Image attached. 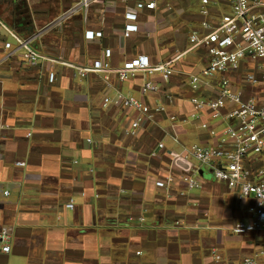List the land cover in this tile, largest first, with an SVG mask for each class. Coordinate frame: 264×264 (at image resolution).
I'll use <instances>...</instances> for the list:
<instances>
[{"label":"crops","instance_id":"1","mask_svg":"<svg viewBox=\"0 0 264 264\" xmlns=\"http://www.w3.org/2000/svg\"><path fill=\"white\" fill-rule=\"evenodd\" d=\"M80 1L26 0V7L0 8V22L41 57L30 66L10 33L0 31V44L10 43L0 48V229L11 233L8 253L0 244V264H214L211 249L230 264L246 258L264 264V232H232L250 220L252 197L239 200L204 168L196 175L201 188L187 190L167 154L215 147L210 131L229 125L223 117L230 106L218 120L206 109L191 117L190 100L216 98L221 77L202 76L209 58L204 48H191L189 36L205 34L203 24L217 25L231 6L208 0L202 16V0H156L153 10L138 11L136 3L146 0H93L86 12ZM133 10L137 31L125 37V13ZM88 31L101 36L87 40ZM138 56L151 65L169 63L171 76L165 82L159 73L139 72L119 81L113 71ZM97 61L110 71L81 75L76 69ZM262 63L244 61L227 75L228 90L243 100L264 97L246 80ZM192 77L200 80L196 89ZM148 81L158 90L144 95ZM116 94L162 111L130 136L137 112L103 105ZM167 176L174 178L168 190L157 188Z\"/></svg>","mask_w":264,"mask_h":264},{"label":"built area","instance_id":"2","mask_svg":"<svg viewBox=\"0 0 264 264\" xmlns=\"http://www.w3.org/2000/svg\"><path fill=\"white\" fill-rule=\"evenodd\" d=\"M231 6V14L223 16L217 25L210 26L203 24L206 33L199 35L193 32L189 36V44L191 48L202 47L208 55V64L202 76L212 78L216 75L220 76L221 89L216 98L212 100L191 99L194 113L192 118L198 119L203 110L210 111V117L218 120L222 117V110L225 106L232 109L228 111L223 119L229 122L219 134L210 131L211 136L217 135V144L215 147H201L192 145L184 148L181 152H167L170 158L171 167L180 172V180L186 189L197 190L201 188L199 181L196 179L197 172L201 169H207L211 172L213 179L223 183L230 190L238 192V199L243 200L252 197L254 205L248 209L250 220L248 222H239L233 228L235 235L243 236L246 234L264 232V97L258 99L250 98L243 100L241 94L228 90V77L231 72L240 69L244 61L256 62L264 61V14L254 13L255 8H264V0H224ZM93 0H81L77 6L86 12L88 6ZM208 0H202L200 14L207 16L208 11L206 5ZM156 6V0H146V2H137L135 9L153 10ZM76 8L71 11H75ZM67 14L60 16L55 21L60 22L65 19ZM136 11H127L125 20L127 24L124 26L123 35L128 37L131 33L137 31ZM8 31L5 25L0 22V31ZM8 33H10L8 31ZM14 38L19 48H22L23 59L30 66L37 64L39 55L30 50L26 43ZM85 39L93 40L101 36L99 32L88 31L85 33ZM10 49V43L0 44V48ZM104 57L109 58L110 51H104ZM68 67L75 68L72 65ZM81 75L87 73H103L108 72L107 63L94 62L90 67L76 68ZM118 80L123 82L134 77L139 72L149 75L159 73L163 81H167L172 74L169 63L151 65L148 58L138 56L113 71ZM55 79L53 74H49V82ZM246 80L249 84L264 91V63L256 66L255 73L248 74ZM199 78L192 77L190 84L192 89H196L199 85ZM158 90L157 86L152 82H146L141 88V93L146 95L154 93ZM108 104L121 107L123 109H133L137 112L136 117L130 124L127 134L134 136L136 130L145 120L153 119L154 115L160 113L162 108L151 110L143 105L139 100L116 94L113 98L105 97L103 105ZM174 118H171L173 120ZM201 128H207L206 124H202ZM88 143L91 140H87ZM163 144H158L157 149L162 150ZM156 156L155 152L150 154ZM17 167H23L24 163H15ZM173 176H167L162 180L156 181L155 186L168 190L173 183ZM4 195H8L5 192ZM9 228L0 229V244L3 253L9 252L7 244L10 237ZM210 255L214 264H230L217 252L211 249ZM264 256V250L261 251ZM238 264H257L252 258H246Z\"/></svg>","mask_w":264,"mask_h":264},{"label":"flooded vegetation","instance_id":"3","mask_svg":"<svg viewBox=\"0 0 264 264\" xmlns=\"http://www.w3.org/2000/svg\"><path fill=\"white\" fill-rule=\"evenodd\" d=\"M22 8L26 7V0H0V8Z\"/></svg>","mask_w":264,"mask_h":264}]
</instances>
